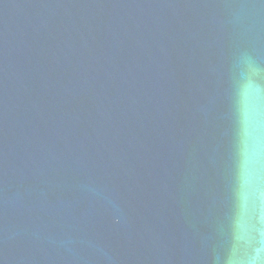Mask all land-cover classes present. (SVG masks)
<instances>
[{"label": "water", "instance_id": "water-1", "mask_svg": "<svg viewBox=\"0 0 264 264\" xmlns=\"http://www.w3.org/2000/svg\"><path fill=\"white\" fill-rule=\"evenodd\" d=\"M256 249L264 0H0V264Z\"/></svg>", "mask_w": 264, "mask_h": 264}, {"label": "clouds", "instance_id": "clouds-1", "mask_svg": "<svg viewBox=\"0 0 264 264\" xmlns=\"http://www.w3.org/2000/svg\"><path fill=\"white\" fill-rule=\"evenodd\" d=\"M244 264H264V252L261 249H256L255 253Z\"/></svg>", "mask_w": 264, "mask_h": 264}]
</instances>
